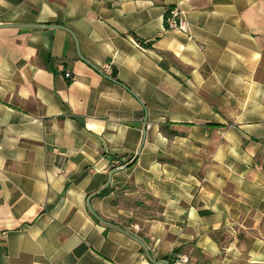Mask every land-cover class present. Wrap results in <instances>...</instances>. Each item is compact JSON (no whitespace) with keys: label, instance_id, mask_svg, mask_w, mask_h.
<instances>
[{"label":"crops","instance_id":"obj_1","mask_svg":"<svg viewBox=\"0 0 264 264\" xmlns=\"http://www.w3.org/2000/svg\"><path fill=\"white\" fill-rule=\"evenodd\" d=\"M173 252L264 264V0H0V264Z\"/></svg>","mask_w":264,"mask_h":264},{"label":"built area","instance_id":"obj_2","mask_svg":"<svg viewBox=\"0 0 264 264\" xmlns=\"http://www.w3.org/2000/svg\"><path fill=\"white\" fill-rule=\"evenodd\" d=\"M165 26L168 30L180 31L183 33L188 32V23L185 18L184 10L179 6L171 7L167 10L165 15ZM105 74H111V66L109 64L105 65L103 68ZM65 77L70 78L71 73L65 72ZM115 167H119V161L114 162ZM160 264H193L190 257L184 253H171L168 260Z\"/></svg>","mask_w":264,"mask_h":264},{"label":"water","instance_id":"obj_3","mask_svg":"<svg viewBox=\"0 0 264 264\" xmlns=\"http://www.w3.org/2000/svg\"><path fill=\"white\" fill-rule=\"evenodd\" d=\"M86 62H88L87 60H86ZM91 64V63H90ZM92 66H94V65H92ZM95 67V66H94ZM96 69H97V67H95ZM92 213H93V215H95L97 218H99V216L95 213V212H93L92 211Z\"/></svg>","mask_w":264,"mask_h":264},{"label":"trees","instance_id":"obj_4","mask_svg":"<svg viewBox=\"0 0 264 264\" xmlns=\"http://www.w3.org/2000/svg\"><path fill=\"white\" fill-rule=\"evenodd\" d=\"M106 190V189H105ZM105 190H102V192L100 194H102Z\"/></svg>","mask_w":264,"mask_h":264}]
</instances>
